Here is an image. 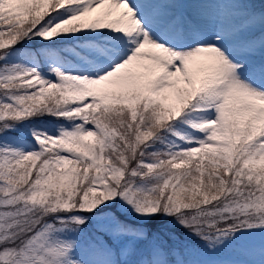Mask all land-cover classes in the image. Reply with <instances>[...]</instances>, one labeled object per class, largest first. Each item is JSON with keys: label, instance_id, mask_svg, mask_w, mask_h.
I'll return each mask as SVG.
<instances>
[{"label": "snow or ice", "instance_id": "snow-or-ice-1", "mask_svg": "<svg viewBox=\"0 0 264 264\" xmlns=\"http://www.w3.org/2000/svg\"><path fill=\"white\" fill-rule=\"evenodd\" d=\"M0 264H264V0H0Z\"/></svg>", "mask_w": 264, "mask_h": 264}]
</instances>
